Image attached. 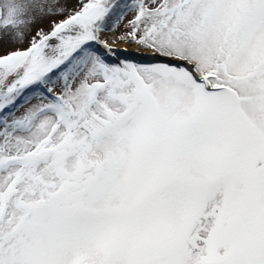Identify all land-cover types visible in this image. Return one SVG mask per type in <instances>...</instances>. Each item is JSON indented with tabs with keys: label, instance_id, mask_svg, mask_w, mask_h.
<instances>
[{
	"label": "snow or ice",
	"instance_id": "1",
	"mask_svg": "<svg viewBox=\"0 0 264 264\" xmlns=\"http://www.w3.org/2000/svg\"><path fill=\"white\" fill-rule=\"evenodd\" d=\"M0 264H264V0H0Z\"/></svg>",
	"mask_w": 264,
	"mask_h": 264
},
{
	"label": "rangeland",
	"instance_id": "2",
	"mask_svg": "<svg viewBox=\"0 0 264 264\" xmlns=\"http://www.w3.org/2000/svg\"><path fill=\"white\" fill-rule=\"evenodd\" d=\"M131 15V13H129V16ZM42 26L45 28V29H48L50 27V24L48 23V21H45ZM118 35V33H108L107 34V37L109 38V41L112 42L113 40H115V43L113 44L114 47H117V48H127V49H133V50H136L137 52H144L146 51L145 49H141V48H137L136 45L134 44H130V43H125V42H122L120 40H116L115 37ZM131 52V51H129ZM35 102V101H33ZM23 109H21L22 111Z\"/></svg>",
	"mask_w": 264,
	"mask_h": 264
},
{
	"label": "bare ground",
	"instance_id": "3",
	"mask_svg": "<svg viewBox=\"0 0 264 264\" xmlns=\"http://www.w3.org/2000/svg\"><path fill=\"white\" fill-rule=\"evenodd\" d=\"M128 50L131 51V52H133V53H134V52H137L136 50H133V49H128Z\"/></svg>",
	"mask_w": 264,
	"mask_h": 264
}]
</instances>
